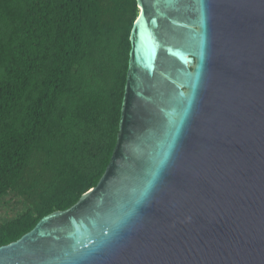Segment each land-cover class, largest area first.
<instances>
[{"label": "water", "instance_id": "obj_1", "mask_svg": "<svg viewBox=\"0 0 264 264\" xmlns=\"http://www.w3.org/2000/svg\"><path fill=\"white\" fill-rule=\"evenodd\" d=\"M111 160L0 264H264V0H137Z\"/></svg>", "mask_w": 264, "mask_h": 264}, {"label": "trees", "instance_id": "obj_2", "mask_svg": "<svg viewBox=\"0 0 264 264\" xmlns=\"http://www.w3.org/2000/svg\"><path fill=\"white\" fill-rule=\"evenodd\" d=\"M137 0H0V245L74 204L117 143Z\"/></svg>", "mask_w": 264, "mask_h": 264}, {"label": "rangeland", "instance_id": "obj_3", "mask_svg": "<svg viewBox=\"0 0 264 264\" xmlns=\"http://www.w3.org/2000/svg\"><path fill=\"white\" fill-rule=\"evenodd\" d=\"M16 207L13 205L9 204L4 205L3 203H0V221L7 219V217L10 215L12 211H14Z\"/></svg>", "mask_w": 264, "mask_h": 264}]
</instances>
